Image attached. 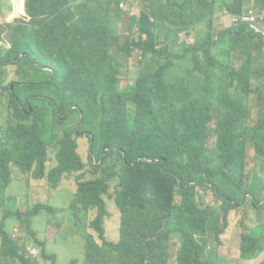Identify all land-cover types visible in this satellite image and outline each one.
<instances>
[{"label": "trees", "instance_id": "obj_1", "mask_svg": "<svg viewBox=\"0 0 264 264\" xmlns=\"http://www.w3.org/2000/svg\"><path fill=\"white\" fill-rule=\"evenodd\" d=\"M70 1L29 0L34 24H0V41L11 43L5 51L0 46V213L8 209L0 225L2 255L41 264L21 255L8 233L5 219H20L17 199L6 204L4 194L17 166L52 186L80 170L91 177L79 182L71 208L83 218L97 210L91 225L98 237L83 225L81 245L59 250L58 241L37 239L50 259L79 248L82 264H221L217 247L230 213L240 209L241 257H256L264 249V224L256 221L264 206V38L247 24L217 31L216 40L212 31L218 10L241 13L243 0ZM90 7L101 11L76 19ZM135 50L141 60L131 84L101 76L127 74ZM96 54L103 68L85 62ZM120 55L124 63L117 62ZM9 63L22 79L3 86ZM70 115L89 133L88 168ZM250 147L261 170L247 171ZM51 150L55 163L48 168ZM105 196L118 208V241L106 235ZM44 204L25 215H40Z\"/></svg>", "mask_w": 264, "mask_h": 264}, {"label": "rangeland", "instance_id": "obj_2", "mask_svg": "<svg viewBox=\"0 0 264 264\" xmlns=\"http://www.w3.org/2000/svg\"><path fill=\"white\" fill-rule=\"evenodd\" d=\"M84 0H73L69 3L73 2H80ZM16 0H0V24L5 23H14V27L18 23H28V24H34L31 23L30 19L31 16L29 15L28 11V5L29 0L27 4V14L28 17L22 18L14 16L13 6ZM243 6L244 8H248L250 6L252 7H260L258 5V0H243ZM12 7V8H10ZM128 6L124 7V10L127 11ZM98 11H101L99 8H89L84 10L81 13L76 14L77 20H85L90 15H96ZM113 14V13H112ZM99 23V20H96L95 18H89V23ZM214 26L215 29H213V39H217V31L226 29L229 26H235V23H233L229 18L223 17L222 15H218L214 20ZM10 31V29H8ZM127 33L123 31L122 36L119 37V42L121 44H125V38ZM0 46L3 47L4 51L6 49H9L11 47V43H9L6 40L0 41ZM110 51L113 54H116L114 46L110 44ZM1 58V55H0ZM14 58L7 59L8 62H13ZM118 63H124L125 59L123 55L117 56L116 58ZM141 60V54L138 50H135L132 55L129 58V65L127 67V74L123 75H114V74H107L103 73L101 76L106 77L107 79H113L116 78L119 82V85L125 86L126 84H131L133 79L137 76V66L140 63ZM22 64H24V60L21 59ZM85 62H89L91 66H96L98 68H103L105 65V62H103L100 59V56L98 54L92 55L91 59L86 60ZM7 76L5 81L3 82V86H7L11 83V81L14 79L15 81H20L22 79V76L19 74L17 75L15 70L16 66L14 64H7L5 66ZM88 73H90V70H87ZM97 74L100 73V70L96 71ZM13 88V87H12ZM70 114V113H68ZM66 116H61L62 119H64ZM2 120L7 119V112L6 110H3L1 115ZM66 121L71 122L73 124V128L76 129L77 132V140L79 142V153L81 154L83 160L85 161L87 168L89 165V154H90V137L87 130H81L80 127L81 123L78 119L77 115L72 116L70 115ZM255 122V119L250 122V125H253ZM55 163L54 160V152L51 150L49 153V160L47 163L48 168H51ZM264 165V163H263ZM15 173H14V181L5 189V203L6 199H8L10 196H13L17 199V206L15 210L18 211V217L20 219L16 220L12 217H8L5 220L8 223H11V227L8 228V233H10V236L12 239H17L18 245L20 246V254L23 255V253L26 254L27 259H30L31 261H39L41 264H69L72 263L74 260H77L78 262L76 264H82L83 263V253L82 250L79 248H76L72 251L71 254L65 253L63 255L64 259L61 260L56 259H50L49 255L45 252H43L39 248V243L36 242L38 239L40 243L46 242V241H58L59 250L62 249V247L66 246H72V245H81L84 243L83 237L80 235L79 231L77 230L74 219H70V216L68 213L61 214H50L47 213L46 210H42L41 214L32 218H28L25 213L29 208H33L38 203H45L51 206L55 207H64L67 208L73 198L74 193L77 190V180L76 175H72L69 178H63L59 184V186L54 187L51 185V183L48 181L47 178L37 179L33 177L30 173H22L20 172L17 166L14 167ZM261 170V167L259 165H256L254 160V149L250 147L248 158H247V171L251 172L253 170ZM249 184L253 186V180L249 181ZM114 191V190H111ZM201 193L205 200L212 205H216V201L212 195V193L209 190L203 189L201 190ZM260 195V193H258ZM262 197L264 198V191L262 193ZM105 199L107 201L109 210L111 212V216L105 218V227H106V235L109 240L111 241H118V234H119V212L118 208L115 205V202L113 201V198H110L109 196H105ZM262 207V212L260 213V217L258 216L256 218L257 222H261L264 224V206L260 205ZM8 214V209L3 207L2 212L0 213V225H2L3 222V216H6ZM251 215L257 216V212L251 210ZM95 213L91 214V218H94ZM243 216V210H235L230 213V223L228 226V229L226 232L222 235L221 244L217 247L218 251V257L221 264H260L264 261V249L261 250L258 255L254 258L246 259L241 257V250H240V240H241V234L243 231V228L241 226V220ZM7 230V228H6ZM89 230L95 234L96 237H98L97 232L89 228ZM1 238L0 235V264H28V263H22L20 260H17L16 262H12L11 260H8V257L6 254H3V251L1 249ZM210 246H213V243H209ZM29 248H35L37 250V253L35 254V251H30L29 254ZM84 250H86V243L84 245ZM172 251H176L178 249V243L172 242L171 246ZM175 253V252H174ZM54 254H52L53 257ZM4 256V257H3Z\"/></svg>", "mask_w": 264, "mask_h": 264}, {"label": "clouds", "instance_id": "obj_3", "mask_svg": "<svg viewBox=\"0 0 264 264\" xmlns=\"http://www.w3.org/2000/svg\"><path fill=\"white\" fill-rule=\"evenodd\" d=\"M27 3H28V0H26V9H25V15L22 16L20 14H17V0L16 2L14 3V6H13V11H14V16H17V17H22V18H26L28 17L27 15ZM251 7V6H250ZM249 8V7H248ZM248 8H244L242 10L241 13H232L228 10L227 7L223 6L222 8H220L218 11L220 15L224 16V17H227V18H230L231 21L233 23H235V25H240V24H243V22H235L233 19L237 16H241L244 14L245 10L248 9ZM256 8H264V7H256ZM248 25V24H247ZM254 32V31H253ZM255 33V32H254ZM256 34V33H255ZM257 35V34H256ZM259 36V35H258ZM261 37V36H260ZM139 64L137 66V75L139 74ZM72 175H76V180H77V190L76 192L74 193L73 195V198H72V201L70 203V205L67 207V208H64V207H55V206H51V205H48V204H44V206L42 207L41 211L42 210H46L47 213H50V214H57V213H61V214H65V213H68V215L70 216V219H74V224L77 228V230L79 231L80 235L83 237V239H85L84 235H83V225L84 227L86 228V230L89 232V233H92L89 228H92V225H91V221L94 220L97 216V210L94 209V210H91L88 214V216L86 218H83L82 216H76L74 214V210L71 208L72 207V204H73V201L75 200V197H76V194H77V191H78V188H79V182L81 181H84V180H87L91 177L89 176H86L84 173H82V171H76V172H73L72 174H69V175H63L60 179V182L63 178H69L71 177ZM54 187H57L59 185H53ZM107 208L109 210V207H108V204H107ZM110 212V210H109ZM92 213H95V216L94 218H91V214ZM17 240V239H16ZM30 251H35L33 249H29V254H30ZM35 254H36V251H35Z\"/></svg>", "mask_w": 264, "mask_h": 264}, {"label": "built area", "instance_id": "obj_4", "mask_svg": "<svg viewBox=\"0 0 264 264\" xmlns=\"http://www.w3.org/2000/svg\"><path fill=\"white\" fill-rule=\"evenodd\" d=\"M26 0H17V14L25 15ZM235 22L248 24L257 35L264 38V8L249 7L244 14L233 19Z\"/></svg>", "mask_w": 264, "mask_h": 264}, {"label": "crops", "instance_id": "obj_5", "mask_svg": "<svg viewBox=\"0 0 264 264\" xmlns=\"http://www.w3.org/2000/svg\"><path fill=\"white\" fill-rule=\"evenodd\" d=\"M28 15V14H27ZM170 264H177L176 263V260L175 259H173L172 261H171V263Z\"/></svg>", "mask_w": 264, "mask_h": 264}, {"label": "water", "instance_id": "obj_6", "mask_svg": "<svg viewBox=\"0 0 264 264\" xmlns=\"http://www.w3.org/2000/svg\"><path fill=\"white\" fill-rule=\"evenodd\" d=\"M11 86L13 87L14 86V83H12ZM72 108H74V107H72ZM70 112H71V110L68 111V113H70Z\"/></svg>", "mask_w": 264, "mask_h": 264}]
</instances>
